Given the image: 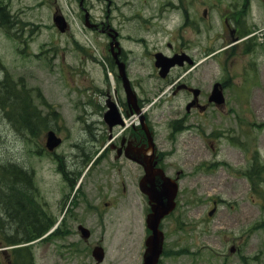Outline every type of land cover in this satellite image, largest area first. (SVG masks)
Here are the masks:
<instances>
[{"label": "rangeland", "instance_id": "rangeland-1", "mask_svg": "<svg viewBox=\"0 0 264 264\" xmlns=\"http://www.w3.org/2000/svg\"><path fill=\"white\" fill-rule=\"evenodd\" d=\"M228 1L0 0L3 6L0 13V164L8 166V169L0 168V200L7 193L9 203L6 209L0 202V264H14V247L20 248L16 264L17 261L19 264H97L91 255V248L96 244L104 250L99 264H141L139 253L143 250V238L138 199L129 216L113 218L114 210L109 209L95 223L86 241L76 233V223L67 212L65 235L51 236L48 230L17 245L7 241L11 232L21 235V223L24 226V222L17 223L14 219L21 214L13 206L14 196L26 204L30 218L40 215L43 220L44 212L56 205L59 193L63 199L67 194L64 200L67 211L75 212L70 204L78 203L76 192L72 194L68 183L53 172L54 162L44 147L43 125L38 123L33 127L30 123V107L35 104L37 110H42L38 101L45 104L52 126L62 137L57 151L65 153L63 163L67 170H76L78 162L82 166L81 156L74 160L67 154L79 135L76 139L85 141L79 143L77 151L94 148L90 136L93 129H84L82 119L89 116L87 111L93 108L95 98L104 94L100 91H105L113 99H125L109 43L114 38L118 40L126 76L138 96L149 97L145 107L151 118L158 120L161 112L183 103L184 96L172 99L170 90L162 96L155 94L162 80L153 64L154 53L160 50L170 54L179 40L177 32L181 34L179 45L189 54L195 55L204 45L212 46L211 50L220 48L223 45L220 20L224 8L229 7ZM249 4L258 25L252 40L260 42L256 83L254 77L249 78L246 88L244 78L238 82L234 77L227 79L228 71L233 72L229 68L233 63L225 51L215 53L191 71V76L209 92V83L229 80L226 90L231 99L227 104L233 107V112L212 114L209 120L212 131L224 128L226 132L216 139L213 147L196 135L190 142H176V152L180 160L211 161L215 156L235 167L241 156L237 142L245 141L249 145L253 142L259 166L256 185L255 189L249 187L245 176H235V170L228 172L226 167L217 165L203 166L202 171L197 169L193 176L181 179L182 186L192 185L194 191L186 189L180 193L181 202L175 216L181 214L196 221L194 264H264V0H250ZM183 14L187 15L185 24ZM54 16L63 17L64 31L55 26ZM195 41L198 46L191 43ZM234 60L241 63L239 57ZM8 90L11 93H6ZM235 106L247 110L240 113V119L235 117ZM23 107H27L26 112ZM155 128L162 130V127ZM193 150L196 156L189 153ZM103 163L95 170H101ZM12 164L26 173L27 180L17 176L9 189ZM83 185L82 181L80 188ZM188 191L194 192L196 198L191 204L184 200ZM68 200L72 201L68 204ZM214 200L216 210L211 220H200L208 217ZM231 246L234 250L240 248L237 254L230 252Z\"/></svg>", "mask_w": 264, "mask_h": 264}, {"label": "flooded vegetation", "instance_id": "flooded-vegetation-1", "mask_svg": "<svg viewBox=\"0 0 264 264\" xmlns=\"http://www.w3.org/2000/svg\"><path fill=\"white\" fill-rule=\"evenodd\" d=\"M249 1L241 0L240 3L236 2L222 11L220 23L222 26L223 45L220 48L212 51L210 49L212 46L206 48L204 45L195 51V55H192L181 48L178 42L176 43L171 54L185 51L191 56L193 61L192 64L184 62L183 64L180 63L181 65H173L170 71L173 70L174 72L171 74L169 72L164 78H161L162 84L155 92L156 95H165L170 90L172 99L180 97L181 94L184 99H182L183 103L174 105L173 108L161 112L158 120L152 119L147 107H145V102L149 97L141 98L136 94L135 97H132L130 103H127L125 95L124 100H119L113 99L109 92L100 91V94L102 92L104 94L95 98L93 108L87 111L89 116L82 119L85 125L83 126L84 129H93L90 136L94 148L87 152L77 151L79 143L85 140L76 139L80 135L75 137L74 140L76 141L72 142L67 155L69 158H74V160L77 156H81L83 163L81 166L78 162V167L74 171L64 168L65 153L57 151L61 142L53 149H49L46 146V135L49 131L54 132L61 141L62 137L59 136L60 131L52 126L49 111L45 104L38 101L42 110H37L35 104H33V108L30 107V123H32L33 127L38 123L43 125L44 147L54 162L53 172L57 173L62 180L68 183L72 194L76 192L79 196L77 205L74 204L75 202L70 204L75 212L72 210L67 211L68 206L64 205L67 194L63 199L61 193H59L56 205L54 204L52 209H49L47 213L45 212V219L48 227H50L49 234L51 236L65 235L68 232L65 226V215L67 212V215L69 213L71 219L76 223V233L86 241L91 237L95 223L109 209L114 210L113 218L118 219L123 217V215L129 216L138 199L144 254L146 241L150 233L146 220L149 212V201L143 193L144 159L153 169L167 177L176 188L175 206L158 224V229L162 232L163 241L156 264H194L196 221L193 217H183L181 214L175 216L178 205L181 202L180 193L193 187L192 185L182 186L181 179L185 176H193L197 169H199L197 171L199 172L203 170V166L210 165L224 166L228 172L233 169L236 171L235 176H240L242 173L249 175L254 171L256 158L253 144L250 143L248 145L242 142L239 147L241 156L238 157L239 161H237L235 167L227 165L223 160L215 156L211 161L200 159L195 162V159L190 158L180 160L177 157L176 142L178 143L179 140L190 142V139H194L198 135L203 142L208 141L210 146L213 147L214 141L219 138L223 131H212L214 130L213 125L209 122L212 114L220 115L225 111V108L233 111V107H228L229 104H227L231 99L226 90L229 80L224 78L223 81L209 83L210 92L214 83L218 84L222 92L223 103L215 104L209 101L210 92L204 90L198 81L191 76V71L205 63L213 54L225 51L226 55L230 57V61L233 64L229 68L233 72L228 71L227 79H229V76L234 77L235 82H238L244 78L246 88L248 87L249 78L254 77V83H256L255 71H257L256 58L259 55V42L256 43L252 39L256 35L258 25L252 18L254 15L252 10L248 9ZM204 17L207 18L206 15ZM235 57L241 58V63L235 61ZM246 72L247 75L244 76ZM168 86L170 88H167ZM239 86L245 88L241 83ZM195 89H197L196 93ZM111 103L115 105L117 117L121 121L127 119L124 125L119 126L110 123L112 119L106 113L108 111L107 107ZM234 109H237L236 113L243 112V109H239L238 106H235ZM134 113L137 115L134 116ZM156 126L158 128L162 127V130L158 131L155 128ZM117 127L120 128L116 129ZM204 136H207L206 140ZM189 153H192V156H196L195 150ZM136 158H139V162L136 161ZM103 161L102 169L95 170ZM83 167L85 168L84 171ZM82 181L85 185L80 188ZM76 188L78 189L77 191ZM192 191H194V188ZM195 199L194 192L192 194L189 191L184 198L189 204L193 203ZM71 201L68 200V204ZM199 219L209 221L211 217H201ZM229 250L235 255L240 248L234 250L233 246H231ZM92 251L93 249L91 248V254Z\"/></svg>", "mask_w": 264, "mask_h": 264}, {"label": "water", "instance_id": "water-1", "mask_svg": "<svg viewBox=\"0 0 264 264\" xmlns=\"http://www.w3.org/2000/svg\"><path fill=\"white\" fill-rule=\"evenodd\" d=\"M53 20L60 31H63L66 27V23L62 16H54ZM114 38V36H113ZM114 46L117 50L114 51ZM118 42L111 41L110 49L112 51V56L117 65L119 76L121 77L123 88L126 92L127 99L130 100L134 95L133 91L129 85L128 78L125 74V65L122 61L118 59ZM156 66L160 67L159 73L164 75L168 68L173 65L174 58L164 56L162 53L155 54ZM110 109L107 111V116L112 119L111 124L117 123L120 120L117 117L116 109L113 104H109ZM60 139L55 137L52 131L47 133L46 145L49 148H53L59 143ZM138 159V158H137ZM143 165L145 168V175L143 176V191L149 196L151 201V211L148 214L147 222L152 232L146 241V250L144 253V263L142 264H155L158 255L161 250L162 244V233L158 230L157 226L161 217L168 213L173 207V197L175 194L174 185L166 177L163 178L158 172L153 171L146 161L143 159ZM99 250H101L99 248ZM101 256L99 257V259Z\"/></svg>", "mask_w": 264, "mask_h": 264}, {"label": "trees", "instance_id": "trees-1", "mask_svg": "<svg viewBox=\"0 0 264 264\" xmlns=\"http://www.w3.org/2000/svg\"><path fill=\"white\" fill-rule=\"evenodd\" d=\"M0 13L1 14L3 13V7H0ZM23 111L26 112V108L23 109ZM5 167H6V169H8V166L0 164V168H5ZM9 168L12 170V177H9V179L11 180V183H8L9 189H12L11 184H13L12 182L14 181V179L17 176L23 177L27 180V177L25 176L26 173L20 167H18L16 164L10 165ZM0 173H2V172L0 171ZM2 197L3 198L0 200V202L2 204L4 203L6 206V209H7V204H9L7 202L8 201L7 193L2 194ZM25 205L26 204H24L22 202V200H20L17 196L16 197L14 196L13 206L16 208L15 209L16 211H19L21 213L20 215H16L14 219L17 223L24 222V226L21 223V227H22L20 230L21 235L15 231V232H11L9 234V236H7V241L9 243L15 244V243H19L22 240L28 241L34 237L40 236L41 234H43L45 232V229H46L45 223L42 221L41 218H38L36 216L34 217L31 215V218H30V214H29ZM14 207H13V209H14ZM10 209H12V208H10ZM30 212L33 214V210L30 209ZM19 249L20 248H14L13 249L15 255L17 254V251H19ZM17 264H19V263H17Z\"/></svg>", "mask_w": 264, "mask_h": 264}]
</instances>
